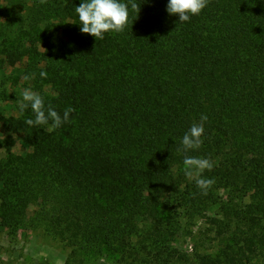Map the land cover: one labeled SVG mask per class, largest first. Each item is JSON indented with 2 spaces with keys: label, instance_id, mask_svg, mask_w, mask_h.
Instances as JSON below:
<instances>
[{
  "label": "trees",
  "instance_id": "trees-1",
  "mask_svg": "<svg viewBox=\"0 0 264 264\" xmlns=\"http://www.w3.org/2000/svg\"><path fill=\"white\" fill-rule=\"evenodd\" d=\"M25 2L0 0L5 61L15 65L27 49L37 60L41 44L44 65H31L37 93L61 117L74 111L50 132L51 121L26 123L30 107L7 121L34 149L0 159L2 224L16 227L39 198L37 219L77 243L79 262L106 254L174 264L184 258L171 244L182 217L214 209L206 219L222 245L191 264L264 256V0H209L183 23L166 11L168 0H134L133 24L103 40L81 32L82 0H33L26 18ZM202 114L201 148L178 151ZM185 155L213 162L203 173L215 180L207 194L185 176ZM139 222L152 229L138 232Z\"/></svg>",
  "mask_w": 264,
  "mask_h": 264
},
{
  "label": "rangeland",
  "instance_id": "rangeland-1",
  "mask_svg": "<svg viewBox=\"0 0 264 264\" xmlns=\"http://www.w3.org/2000/svg\"><path fill=\"white\" fill-rule=\"evenodd\" d=\"M34 10L36 9L33 0H26L19 11L26 18L28 17L26 15L33 13ZM0 21H3V18L0 17ZM41 26L44 27L46 24L43 22ZM17 29L16 24L15 30ZM2 40V32H0V43L3 42ZM36 46L39 51L37 60L27 49L22 53L20 60L10 66L5 61V48L0 45V159L6 158L9 154L25 156L34 149V145L27 142L24 134L9 131L7 121L20 115L19 101L22 99L24 89L31 88L37 92V84L34 82L36 76L32 74L31 65L39 61L38 66H43L45 55L41 44L37 42ZM25 76L32 78L25 80ZM42 90L53 95L48 85L43 86ZM218 198L220 201L226 200L223 189L218 191ZM40 203L39 198H32L27 204L21 222L14 228L3 225L0 220V264H125L106 254L90 255L79 262L77 243L71 239L59 241V238L48 230V222L45 219H37L35 212L39 209ZM214 214V209H209L198 217H182L171 244L183 254L184 258L174 264H191L197 253L215 252L222 245L216 239V227L207 223L206 218ZM150 229L151 226L138 223V232L148 233ZM133 243H138V236L133 238ZM252 264H264V256H257Z\"/></svg>",
  "mask_w": 264,
  "mask_h": 264
},
{
  "label": "clouds",
  "instance_id": "clouds-1",
  "mask_svg": "<svg viewBox=\"0 0 264 264\" xmlns=\"http://www.w3.org/2000/svg\"><path fill=\"white\" fill-rule=\"evenodd\" d=\"M48 0H40L41 4L47 3ZM209 0H168L166 11L170 15H177L181 23L189 21L191 16L199 15ZM130 8L139 12V4L134 0H82L79 6L75 7L78 14L79 24L82 25L81 32L92 35L96 40H103L106 33H122L128 27L130 20ZM72 23V22H71ZM45 49V48H44ZM47 51V50H46ZM48 73L41 71L40 76L47 78ZM32 77L25 76L28 80ZM31 108L34 113V119H27L29 126H48L46 131H53L69 122L70 113L74 111L71 107L67 108L61 115L49 104L45 107L44 98L37 92L26 88L22 92V99L19 101V108L24 111ZM206 115H201V123L192 124L189 131L186 132L181 140L182 149L187 153L190 150H197L203 144L204 123L207 121ZM184 172L187 179L196 183L204 194L215 183L214 179L204 178L205 170L211 171L214 167L212 161L207 158L192 157L185 155Z\"/></svg>",
  "mask_w": 264,
  "mask_h": 264
}]
</instances>
